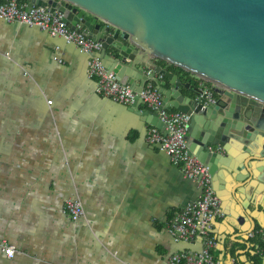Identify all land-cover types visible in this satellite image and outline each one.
I'll use <instances>...</instances> for the list:
<instances>
[{
	"label": "crops",
	"instance_id": "0c3cea01",
	"mask_svg": "<svg viewBox=\"0 0 264 264\" xmlns=\"http://www.w3.org/2000/svg\"><path fill=\"white\" fill-rule=\"evenodd\" d=\"M87 59L61 38L0 19V240L15 248L0 264H170L200 247L166 228L197 199V183L147 144L143 105L136 114L96 92ZM158 64L183 84L213 86ZM68 199L84 210L76 222L63 213Z\"/></svg>",
	"mask_w": 264,
	"mask_h": 264
},
{
	"label": "water",
	"instance_id": "95a60500",
	"mask_svg": "<svg viewBox=\"0 0 264 264\" xmlns=\"http://www.w3.org/2000/svg\"><path fill=\"white\" fill-rule=\"evenodd\" d=\"M49 7L66 25L101 42L97 52L116 79L140 92L156 80L168 109L188 114V145L209 166L225 219L210 233L226 253L228 240L245 246L264 228V0H20ZM164 62L213 84H183ZM137 81V83L135 82ZM137 99L131 108L139 114ZM165 131L157 114H141ZM215 149V151H211Z\"/></svg>",
	"mask_w": 264,
	"mask_h": 264
},
{
	"label": "built area",
	"instance_id": "2783aa9c",
	"mask_svg": "<svg viewBox=\"0 0 264 264\" xmlns=\"http://www.w3.org/2000/svg\"><path fill=\"white\" fill-rule=\"evenodd\" d=\"M0 19L11 24L38 28L52 37L61 38L67 44L76 46L88 57L86 73L89 78L95 80V89L98 94L130 109L139 99L146 110L157 114L159 121L164 124V132L159 128L150 127L146 135L147 144L157 146L167 153L182 176L195 181L200 188L197 199L184 205L166 224L167 231L175 242L191 245L199 242L200 247L198 250H183L172 254L169 263L240 264L235 257L225 258V253L220 250L218 239L210 233L213 224L222 222L225 215L209 173V166L194 154L188 145V114L168 109L164 104L163 96L158 91L156 80H160L162 76L152 77V71L145 70L147 80L140 92H136L135 88L129 85L121 84L116 79L115 73L105 67L97 54L101 49V42L82 31L70 29L63 21L62 14L58 11L53 12L49 7L28 9L27 5L20 0H0ZM199 87H201L200 96H206L210 102L215 101L211 88ZM62 210L64 215L73 222L84 215L82 205L77 200H65ZM256 237L264 240V228L256 229L248 234L249 240ZM0 253L12 259L15 248L2 239Z\"/></svg>",
	"mask_w": 264,
	"mask_h": 264
},
{
	"label": "trees",
	"instance_id": "16d2710c",
	"mask_svg": "<svg viewBox=\"0 0 264 264\" xmlns=\"http://www.w3.org/2000/svg\"><path fill=\"white\" fill-rule=\"evenodd\" d=\"M239 247V245H236ZM249 247H250V253H248L249 258V264H264V255L262 253L264 252V240H262L260 237H256L254 239L249 240ZM236 248L232 249L230 251V256L235 257L240 264H243L241 259H239V256L236 255Z\"/></svg>",
	"mask_w": 264,
	"mask_h": 264
}]
</instances>
